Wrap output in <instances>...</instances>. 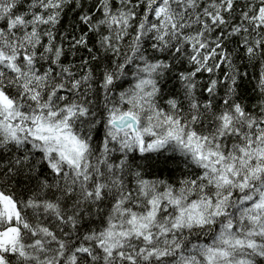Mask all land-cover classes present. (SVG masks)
<instances>
[{"label": "snow or ice", "instance_id": "1", "mask_svg": "<svg viewBox=\"0 0 264 264\" xmlns=\"http://www.w3.org/2000/svg\"><path fill=\"white\" fill-rule=\"evenodd\" d=\"M0 264H264V0H0Z\"/></svg>", "mask_w": 264, "mask_h": 264}]
</instances>
